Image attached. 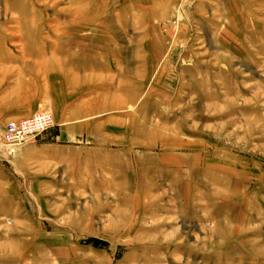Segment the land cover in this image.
<instances>
[{
    "label": "rangeland",
    "instance_id": "obj_1",
    "mask_svg": "<svg viewBox=\"0 0 264 264\" xmlns=\"http://www.w3.org/2000/svg\"><path fill=\"white\" fill-rule=\"evenodd\" d=\"M25 75L0 264H264V0H0Z\"/></svg>",
    "mask_w": 264,
    "mask_h": 264
},
{
    "label": "crops",
    "instance_id": "obj_2",
    "mask_svg": "<svg viewBox=\"0 0 264 264\" xmlns=\"http://www.w3.org/2000/svg\"><path fill=\"white\" fill-rule=\"evenodd\" d=\"M21 77L22 78L19 84H17L16 86H10L4 94L0 95V129L5 126L8 121L18 119L20 115H24L27 117V115H29L33 109V100L30 99L28 96L26 97L25 94L29 93L30 87L28 85L35 79H33L31 75H25ZM19 93L24 94L23 96L25 99H27V104L20 105L18 96ZM2 132L3 130L0 133L1 140ZM29 147L32 148L34 147V145ZM6 151L7 149L0 145V162L4 160L7 161L9 158L16 159L15 162H17L19 157L22 155L20 154L21 150L17 151L14 156ZM13 159L11 162H13Z\"/></svg>",
    "mask_w": 264,
    "mask_h": 264
},
{
    "label": "built area",
    "instance_id": "obj_3",
    "mask_svg": "<svg viewBox=\"0 0 264 264\" xmlns=\"http://www.w3.org/2000/svg\"><path fill=\"white\" fill-rule=\"evenodd\" d=\"M50 126V116L46 112L38 113L30 118H23L7 123L2 140L9 148H16L33 142Z\"/></svg>",
    "mask_w": 264,
    "mask_h": 264
}]
</instances>
